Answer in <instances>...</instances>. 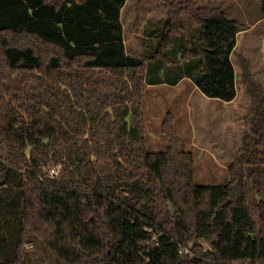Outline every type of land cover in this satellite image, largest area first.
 <instances>
[{
    "label": "trees",
    "instance_id": "obj_1",
    "mask_svg": "<svg viewBox=\"0 0 264 264\" xmlns=\"http://www.w3.org/2000/svg\"><path fill=\"white\" fill-rule=\"evenodd\" d=\"M159 1L154 50L129 53L126 0H0L1 184L11 195L22 180L0 199L19 220L0 264H264V91L225 183H195L172 113L164 150L147 148L145 128L147 84L188 77L236 97L245 25L220 6ZM243 79L255 92L248 66Z\"/></svg>",
    "mask_w": 264,
    "mask_h": 264
},
{
    "label": "rangeland",
    "instance_id": "obj_2",
    "mask_svg": "<svg viewBox=\"0 0 264 264\" xmlns=\"http://www.w3.org/2000/svg\"><path fill=\"white\" fill-rule=\"evenodd\" d=\"M197 4L217 5L226 14L245 25L237 35V45L232 54L236 72L237 95L230 102L205 95L188 79L178 86H156L145 89V128L147 148L164 150L168 141L162 131L167 113H172L174 126L181 139V147L193 152L196 184H220L230 179V167L239 162L243 137L252 117V109L264 91V13L261 0H194ZM203 2V3H202ZM166 17V9L159 0H126L121 11L124 40L129 53L153 51L161 31L158 29ZM161 30V29H160ZM146 38V42L142 38ZM248 66L254 82L251 92L243 79ZM8 165L0 162V199L9 202L21 191V177L17 184H5ZM50 173H52L50 171ZM15 193V194H14ZM16 209H2L0 201V258L12 253L11 241L18 235L19 220ZM187 250L182 251L185 255ZM52 263H55L54 259Z\"/></svg>",
    "mask_w": 264,
    "mask_h": 264
},
{
    "label": "crops",
    "instance_id": "obj_3",
    "mask_svg": "<svg viewBox=\"0 0 264 264\" xmlns=\"http://www.w3.org/2000/svg\"><path fill=\"white\" fill-rule=\"evenodd\" d=\"M203 3V2H202ZM200 5H207V4H201V2H200ZM211 6H215V5H211ZM217 6V5H216ZM238 35V34H237ZM233 54V53H232ZM232 54H231V59H232ZM185 79H188V80H190L192 83H193V81L190 79V78H188V77H184V78H182L178 83H176V84H168V83H160V84H147V86H146V90L148 89V88H152V87H160V86H172V87H175V86H178L179 84H181V82L182 81H184ZM237 81V80H236ZM194 84V83H193ZM195 85V84H194ZM237 85V84H236ZM195 87H197L196 85H195ZM235 99V98H234ZM233 99V100H234ZM232 100V101H233ZM227 102H230V101H227Z\"/></svg>",
    "mask_w": 264,
    "mask_h": 264
},
{
    "label": "built area",
    "instance_id": "obj_4",
    "mask_svg": "<svg viewBox=\"0 0 264 264\" xmlns=\"http://www.w3.org/2000/svg\"><path fill=\"white\" fill-rule=\"evenodd\" d=\"M51 172L53 173V172H56V171H53V170H52Z\"/></svg>",
    "mask_w": 264,
    "mask_h": 264
}]
</instances>
